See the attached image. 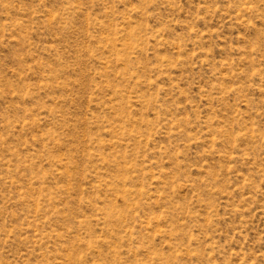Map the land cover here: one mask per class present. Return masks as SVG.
Here are the masks:
<instances>
[{
	"label": "rangeland",
	"instance_id": "rangeland-1",
	"mask_svg": "<svg viewBox=\"0 0 264 264\" xmlns=\"http://www.w3.org/2000/svg\"><path fill=\"white\" fill-rule=\"evenodd\" d=\"M0 264H264V0H0Z\"/></svg>",
	"mask_w": 264,
	"mask_h": 264
}]
</instances>
